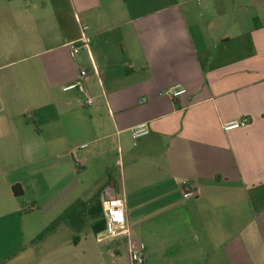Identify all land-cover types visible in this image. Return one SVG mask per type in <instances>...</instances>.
<instances>
[{"label": "crops", "instance_id": "obj_1", "mask_svg": "<svg viewBox=\"0 0 264 264\" xmlns=\"http://www.w3.org/2000/svg\"><path fill=\"white\" fill-rule=\"evenodd\" d=\"M0 110V264H264V0H0Z\"/></svg>", "mask_w": 264, "mask_h": 264}, {"label": "built area", "instance_id": "obj_2", "mask_svg": "<svg viewBox=\"0 0 264 264\" xmlns=\"http://www.w3.org/2000/svg\"><path fill=\"white\" fill-rule=\"evenodd\" d=\"M88 27H82V37L68 45L70 55L73 59L83 51L89 50L91 43V38L86 35ZM87 73L85 71H80V77L85 78ZM64 92L77 91L82 95V100L80 103L84 107H92L95 103L94 98L91 97L85 90L81 83H73L63 88ZM187 94L186 88L177 84L170 89V95L173 99H178ZM1 112V110H0ZM250 120L248 118H243L240 120H235L223 125L225 132H230L238 129L245 128L249 124ZM150 130L147 124H141L132 129V138L134 141L147 136ZM184 199H189L194 197L191 190L186 189L183 193ZM105 212V232L108 238H116L119 236H130V229L126 220V206L123 199L118 197L108 198L104 203ZM130 256L133 264H144V253L141 248L130 250Z\"/></svg>", "mask_w": 264, "mask_h": 264}, {"label": "trees", "instance_id": "obj_3", "mask_svg": "<svg viewBox=\"0 0 264 264\" xmlns=\"http://www.w3.org/2000/svg\"><path fill=\"white\" fill-rule=\"evenodd\" d=\"M14 192H15V194L16 195H18V196H22L23 195V192H22V190L21 189H14ZM21 250V249H20Z\"/></svg>", "mask_w": 264, "mask_h": 264}]
</instances>
